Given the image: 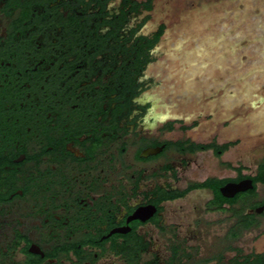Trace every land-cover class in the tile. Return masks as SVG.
I'll return each mask as SVG.
<instances>
[{
    "label": "flooded vegetation",
    "instance_id": "af4514ba",
    "mask_svg": "<svg viewBox=\"0 0 264 264\" xmlns=\"http://www.w3.org/2000/svg\"><path fill=\"white\" fill-rule=\"evenodd\" d=\"M165 19L155 0H0V264L264 254L238 247L257 229L234 241L242 213L264 215L249 194L264 185L226 197L256 176L210 173L231 144L198 140L204 116L172 117L151 93Z\"/></svg>",
    "mask_w": 264,
    "mask_h": 264
},
{
    "label": "rangeland",
    "instance_id": "374dc122",
    "mask_svg": "<svg viewBox=\"0 0 264 264\" xmlns=\"http://www.w3.org/2000/svg\"><path fill=\"white\" fill-rule=\"evenodd\" d=\"M163 15L169 27L148 71L152 95L172 117L203 115L198 140L231 144L222 157L207 156L210 173L220 176L227 161L256 176L264 162V0H155V17ZM253 200H264L261 185ZM260 222L238 243L244 253L264 252V215Z\"/></svg>",
    "mask_w": 264,
    "mask_h": 264
},
{
    "label": "trees",
    "instance_id": "16d2710c",
    "mask_svg": "<svg viewBox=\"0 0 264 264\" xmlns=\"http://www.w3.org/2000/svg\"><path fill=\"white\" fill-rule=\"evenodd\" d=\"M257 183L264 185V162L260 164V166L258 167L257 175L256 177H254V184L256 185ZM249 194H250V199L252 202L251 206H253L256 203V202H253L254 201L253 199L257 197L256 188L253 191H250ZM255 217L256 215H250V214L245 215L243 213L240 215V218H239L240 224L238 223L234 227L235 228L234 229V241H236L235 239L237 238L238 232L241 233L242 230L245 229L244 227L246 228L248 227L249 231H253L260 227L261 222ZM234 250H236V248H234ZM233 264H264V254L263 255L251 254L248 257L239 256L233 260Z\"/></svg>",
    "mask_w": 264,
    "mask_h": 264
},
{
    "label": "water",
    "instance_id": "95a60500",
    "mask_svg": "<svg viewBox=\"0 0 264 264\" xmlns=\"http://www.w3.org/2000/svg\"><path fill=\"white\" fill-rule=\"evenodd\" d=\"M254 188L255 184L253 179H247L241 181L240 183L228 184L225 188L222 189V192L226 197H234L237 193L253 190ZM263 211L264 207H258L256 209V213L258 214H262Z\"/></svg>",
    "mask_w": 264,
    "mask_h": 264
}]
</instances>
